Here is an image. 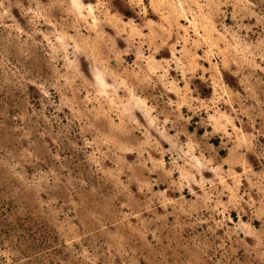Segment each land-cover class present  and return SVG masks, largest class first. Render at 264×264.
Segmentation results:
<instances>
[{
	"label": "rangeland",
	"instance_id": "obj_1",
	"mask_svg": "<svg viewBox=\"0 0 264 264\" xmlns=\"http://www.w3.org/2000/svg\"><path fill=\"white\" fill-rule=\"evenodd\" d=\"M0 264H264V0H0Z\"/></svg>",
	"mask_w": 264,
	"mask_h": 264
}]
</instances>
